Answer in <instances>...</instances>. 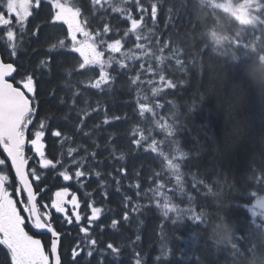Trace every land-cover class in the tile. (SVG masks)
<instances>
[{"label": "snow or ice", "instance_id": "1", "mask_svg": "<svg viewBox=\"0 0 264 264\" xmlns=\"http://www.w3.org/2000/svg\"><path fill=\"white\" fill-rule=\"evenodd\" d=\"M41 3L42 0H0V43L11 50L12 57L17 56L18 36L23 39L28 34V20L33 16V9H39ZM46 3L51 7L49 23L52 26H66L63 38H58L51 48L76 54L72 57L73 64L66 71L68 79L74 82L66 85L71 92V104L68 106L69 111L63 116L65 126L73 121L75 113L73 131L82 137L91 138L92 133L85 130V126L88 117L93 113L103 115V119L93 126L95 129H99L101 125L109 126L116 121L127 122V113L113 114L110 117L109 110L101 105L100 99L94 104L89 100L92 95L103 97L111 93L117 75H122L127 78L130 90L135 92L132 105L137 119L129 132L131 151L150 154L157 164V169H150L146 178L142 177L139 170L134 169L130 173L126 164L119 167L113 165L112 170L106 174L116 185L115 191L120 193L122 209L119 218L111 219L109 226L116 229L121 222L128 226L133 217L154 206L159 209L163 218L171 219L173 224L182 221L187 214L189 221L206 228L209 220L205 218L203 211L198 213L193 207L181 208L175 202L178 193H185V178L190 173L186 174L184 169L190 155L182 150L176 139L174 114H168L171 101L163 95L166 90H175L177 87L169 73L174 74L177 69L186 73L189 65L195 66L196 60L193 58L186 62L182 48L173 47L170 40L162 41L157 34V0H148L147 4L142 3V0H90L88 13L84 12L78 0H46ZM129 3L134 6L137 15L133 14V8L122 6ZM109 10L111 13H119L120 18L126 22L122 31H114L109 23L93 26V19L103 21L110 14ZM198 10L206 15L213 26L191 23L192 13ZM184 16L188 22L185 34L190 29L194 34L193 40L196 39L198 26L204 29L203 32L213 28L211 39L216 42L227 39L228 50L238 66L237 71L247 77L258 92H264V85L251 79L247 71L250 65L264 66V39L256 35V32L264 35V0H185ZM225 17L231 22L229 29L220 27V22ZM38 31L39 29L31 35L36 36ZM246 37L252 39L249 41ZM201 42L203 52L209 47V41L202 39ZM52 59H41L40 70L50 73ZM78 99L85 105L84 108L78 107ZM59 103L66 105L67 101L61 97ZM38 108L35 74L21 72L12 62L0 61V148L7 154L18 184L14 193L9 191L7 185L10 177L0 174V246H4L10 253L11 264H63L62 233L54 227L51 214L54 210L68 223H72L74 217L75 223L79 225L78 231L82 236L75 241L72 248L74 264L81 253L89 258L98 253L97 264H104V257L109 254L118 258L121 248L112 242L101 246L93 233L94 228L101 232L104 230L103 223L97 222L101 221L105 209L97 206L93 198L90 202H84L82 213L81 200L70 191L72 183L84 187L83 178L90 177L96 167L103 166V161L99 159L100 145L93 140L91 149L83 144L69 146L66 153L62 152L58 159L49 158L46 154L47 135L59 138L62 145L70 141L72 136L59 126L52 128L49 118H38ZM106 140L111 144V158L123 161V155H115L117 148L112 143L115 136L109 133ZM166 145H174L173 151L166 152ZM26 147L34 153L36 159V166L31 168L29 161L34 157L26 155ZM5 164L6 161L0 159V166ZM37 168L57 170L62 180L69 182L68 186L54 192L50 206L44 203L38 207V195L46 189L39 187L45 173ZM252 171L257 174L249 177L255 186L249 194L255 199L248 210L254 227L264 228V225L255 220L256 217L264 219V168L252 165ZM94 174L100 187L106 188L107 180L102 177L101 172L95 171ZM122 181H127V184ZM192 187H196V184ZM100 195L105 201L109 198L107 191H101ZM192 199L189 195L188 200ZM68 206H71V213ZM29 225L37 232L51 235L47 251L41 239L34 238L26 231ZM159 227L161 239L164 240L166 237L163 234V223ZM254 239L255 233L251 228L246 235L237 234L238 243L233 247V254L242 255L239 242H243L249 253L247 258H259L261 264H264V248H258ZM140 240L141 235L137 232L132 244L135 245ZM164 248L166 245H162V254L155 258L156 261H160L162 257L167 258L169 252L164 251ZM133 264H144L142 254L135 249Z\"/></svg>", "mask_w": 264, "mask_h": 264}, {"label": "trees", "instance_id": "2", "mask_svg": "<svg viewBox=\"0 0 264 264\" xmlns=\"http://www.w3.org/2000/svg\"><path fill=\"white\" fill-rule=\"evenodd\" d=\"M157 2L159 3L157 34L160 35L161 40H170L173 47L182 48L186 62L193 58L196 60L195 66L189 65L186 73L178 69L174 74L169 73L176 81L177 87L171 96V91L168 93L166 99L171 101L168 105V114H174L176 139L180 142L182 150L190 155L184 169L186 174L190 173L185 178V193H178L175 202L181 208L193 207L198 213L203 211L205 218L209 220L206 228L201 227L199 223L189 221L186 218L187 214L182 221L173 224L171 219L163 218L159 209L154 206L144 209L140 215L133 217L128 226L123 222L116 229L109 226L111 219L119 218L122 209L120 193L115 191L116 185L106 174L112 170L113 165L119 167L126 164L130 173L134 169L139 170L142 177L146 178L150 174V169H157V164L150 154H137L131 151L129 132L137 116L132 105L135 92L131 91L130 87L118 94L116 104L110 93L103 97L92 95L89 98L92 104L100 99L101 105L109 110L110 117L113 114L127 113L129 117L127 122L117 121L118 125H101L99 129H95L93 126L103 119V115L93 113L90 116L92 125L85 126V130L92 133L91 138L82 137L73 131L75 113H73V121L65 126L63 116L69 111L68 106L71 104V92L66 85L74 82L68 79L66 71L76 54L51 48L58 38H63L65 27L52 29L49 25L50 19L48 20L41 10L40 15L44 19L42 28L27 23V30L30 31H27L28 34L23 39L18 36L17 56L12 57L11 50L0 43L2 56L14 60L20 57L21 69L29 68L35 71H41L39 67L41 59L52 57L51 72L45 71L41 72L40 76L36 75L38 118H49L52 128L57 126L63 130L66 128V132L72 136L69 146L77 147L83 144L92 147V141L95 140L100 145L99 153L103 150L100 157L103 166L98 168L107 180V186L103 189L100 186L93 187V193L88 201L94 198L97 206L105 209L104 217L97 222L103 223L104 230L101 232L98 228H94L93 233L101 246L112 242L121 248L118 258L109 254L104 257V264H133V249L142 254L144 264H246L249 253L243 242H239L242 255H234L233 248L217 246L214 243L211 230L221 218H224L236 229L234 243H238L237 234L246 235L251 228L255 233L254 243L258 248H264L260 243V234L264 232V228L254 227L251 223L253 218L248 210L255 199L249 194L255 187L249 177L257 174L252 171V165L264 168V94L252 87L247 77L237 71L238 66L230 56L217 55L212 51L210 36L204 37L209 41V47L201 52L200 34L204 29L198 26L195 40L190 29L187 35L185 34L188 23L184 16L185 0H162V2L157 0ZM142 3L147 4L148 0H142ZM80 4L83 8L91 7L90 0H80ZM122 6L133 8V14L137 15L131 3ZM109 13L103 21L93 19V26L98 23H109L114 31L117 29L122 31L126 22L120 18L119 13H111V10ZM178 17L180 19H177ZM191 23L213 26V23L207 19L204 22L198 21L196 12L192 13ZM231 26V22L226 17L220 22V27L223 29H229ZM37 29H39L37 35H31ZM256 35L264 39L261 33L256 32ZM246 39L250 41L252 37ZM260 69H264V66L250 65L247 69L249 77L255 81V74ZM61 97L67 101L66 105L59 103ZM77 105L79 108L85 107L79 99ZM109 133L115 136L112 142L117 148L115 155L117 157L123 155L125 158L123 161L111 158V144L106 140ZM55 140L51 136L50 141L55 142ZM64 149L67 151L66 147ZM46 180L47 178L42 188L45 187ZM122 183L126 185L127 181ZM172 183L174 184V181ZM194 183L196 187H192ZM101 191L108 192L107 201L100 195ZM189 195L193 197L191 201L188 200ZM258 218H255L256 222L264 225L263 221H258ZM161 223L164 225L163 234L166 237L164 240L161 239L159 227ZM78 229L77 224L62 229L67 231L61 242V251L65 256L63 264H74L72 248L75 241L82 236ZM137 232L141 235V240L134 245L132 241L135 240ZM162 245H166L163 250L168 251L169 254L166 259L162 257L160 261H156L155 258L162 254ZM98 259V253H94L91 258L81 253L75 264H97ZM2 264H6L5 260Z\"/></svg>", "mask_w": 264, "mask_h": 264}, {"label": "clouds", "instance_id": "3", "mask_svg": "<svg viewBox=\"0 0 264 264\" xmlns=\"http://www.w3.org/2000/svg\"><path fill=\"white\" fill-rule=\"evenodd\" d=\"M243 15V13H241ZM196 19L200 22H204L207 18L206 15H203L201 11L196 12ZM213 31V28L207 29V31L202 32L200 34V38L204 39L206 36L211 37V32ZM221 35H226V33H221ZM210 44L212 51L217 54L221 55L222 53L224 54L223 56H230L232 61L234 62V57L232 53L228 50V41L227 39H222L219 42H216L213 39H210ZM256 80L264 85V69H260L259 71L256 72L255 74ZM264 94V92H262ZM236 235V229L233 225L229 224L226 219L221 218V221L212 228L211 230V238L213 239L214 243L217 246H222L226 248H233L235 243ZM260 243L261 245H264V232H261L260 234ZM246 264H261V260L259 258H249L246 261Z\"/></svg>", "mask_w": 264, "mask_h": 264}, {"label": "flooded vegetation", "instance_id": "4", "mask_svg": "<svg viewBox=\"0 0 264 264\" xmlns=\"http://www.w3.org/2000/svg\"><path fill=\"white\" fill-rule=\"evenodd\" d=\"M0 159H4L6 161V164L4 166H0V174H6L10 177V181L7 186L9 187V191H12L14 193V188L17 187L18 184L16 183V180H15L14 170L11 168V165L8 163V160L6 156L4 155L2 148H0ZM26 231H28L29 234L33 235L34 237L39 238V236H41V238L39 239H41L47 251V248H48V245L51 239L50 234L45 233V232L44 233L37 232V230L31 228L30 225L26 227ZM0 249H1L0 250V262L3 263V261L5 260L6 264H11V258L8 256L6 248L4 246H1Z\"/></svg>", "mask_w": 264, "mask_h": 264}, {"label": "rangeland", "instance_id": "5", "mask_svg": "<svg viewBox=\"0 0 264 264\" xmlns=\"http://www.w3.org/2000/svg\"><path fill=\"white\" fill-rule=\"evenodd\" d=\"M40 19L42 20V21H44V19L42 18V16L40 15ZM221 25H223V24H221ZM224 26V25H223ZM72 64H73V62H72ZM71 64V65H72ZM116 85L117 86H121V81H120V79L119 78H117V80H116Z\"/></svg>", "mask_w": 264, "mask_h": 264}, {"label": "bare ground", "instance_id": "6", "mask_svg": "<svg viewBox=\"0 0 264 264\" xmlns=\"http://www.w3.org/2000/svg\"><path fill=\"white\" fill-rule=\"evenodd\" d=\"M206 57V56H205ZM127 96V95H126ZM181 99H184V98H181ZM193 133V132H192ZM195 136V135H194ZM123 139V138H122ZM190 142V141H189ZM125 143V142H124ZM195 144V143H194ZM73 145V144H72ZM133 155V154H132ZM195 156V155H194ZM133 157V156H132ZM196 159V158H195ZM103 172H104V170H103ZM199 177H200V175H199ZM209 181V180H208ZM205 183V182H204ZM209 184V183H208ZM209 187H210V185H209ZM180 260V259H179Z\"/></svg>", "mask_w": 264, "mask_h": 264}, {"label": "water", "instance_id": "7", "mask_svg": "<svg viewBox=\"0 0 264 264\" xmlns=\"http://www.w3.org/2000/svg\"><path fill=\"white\" fill-rule=\"evenodd\" d=\"M0 61H1V59H0ZM4 155L6 156V158H7V154L6 153H4ZM7 160H8V158H7ZM9 162H10V160H8Z\"/></svg>", "mask_w": 264, "mask_h": 264}]
</instances>
